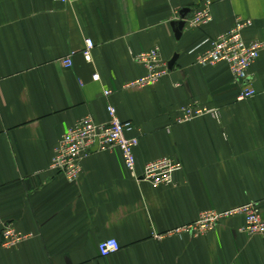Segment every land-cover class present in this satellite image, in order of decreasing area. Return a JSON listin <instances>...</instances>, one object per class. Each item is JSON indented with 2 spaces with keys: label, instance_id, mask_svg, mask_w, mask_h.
I'll return each mask as SVG.
<instances>
[{
  "label": "crops",
  "instance_id": "crops-1",
  "mask_svg": "<svg viewBox=\"0 0 264 264\" xmlns=\"http://www.w3.org/2000/svg\"><path fill=\"white\" fill-rule=\"evenodd\" d=\"M199 2L0 0V217L26 235L0 244V264H264V236L241 230L243 214L200 234L179 229L201 209L251 201L264 218V47L249 68L256 93L243 100L224 61H195L236 15L253 22L246 40L264 39V0H212L211 21L185 23L176 38L174 22ZM154 45L165 61L178 54L173 67L153 85L129 84L146 69L133 56ZM190 102L218 117L174 122ZM108 104L133 122L138 171L159 156L181 162L172 184L135 179L118 148L85 155L74 180L52 169L62 131L88 114L107 123ZM107 237L120 248L100 256Z\"/></svg>",
  "mask_w": 264,
  "mask_h": 264
},
{
  "label": "built area",
  "instance_id": "built-area-1",
  "mask_svg": "<svg viewBox=\"0 0 264 264\" xmlns=\"http://www.w3.org/2000/svg\"><path fill=\"white\" fill-rule=\"evenodd\" d=\"M212 0H200L197 8L193 13L185 18V23L191 27L202 26L209 20L211 21L212 11L210 10ZM253 22L251 18L237 16L235 17L234 26L226 31L210 37H205L201 43H206V48L201 53L196 54L195 61L198 65L206 66L209 63L214 64L224 61L228 65V70L239 82V93L236 99L243 100L251 97L256 90L249 83L250 65L258 58L264 47V39L246 40L243 36V30ZM85 45L81 49V54L85 59H90V51L94 42L91 38L85 37ZM71 52L60 58L63 66L69 67L72 64ZM157 45L147 50H141L133 56L136 62L142 63L145 73L141 76L129 81L135 86H150L159 81L166 75L169 70L167 61L163 60ZM104 94H109L110 90H103ZM110 119L107 123H99L94 120L91 114L80 117L73 124L62 131L59 141L53 148L49 165L57 173L64 175L68 180H74L82 167V158L90 154V152L99 151L110 148H118L121 152V159L125 165V169L135 179L148 180L153 185H170L173 183L175 172L181 168V162L174 157L162 156L153 160L145 161L140 170H137L135 158V147L138 144V136L127 135L130 129H133V122L122 120L118 117L117 109L112 105H107ZM205 114L218 117V108L214 106H204L199 102L184 103L179 106L177 113L173 117L176 123L189 121L197 116ZM243 214L244 221L241 230L247 234H256L264 236V218L259 211L257 202L251 201L241 203L240 205L218 211L217 209H201L197 218L189 221L179 229L181 231H190L192 234H200L215 229V225L229 215ZM13 222L0 217V236H2L0 244L3 246H11L23 240L26 235L15 230ZM98 252L100 256H106L108 253L116 251L120 248L117 240L107 237L98 242Z\"/></svg>",
  "mask_w": 264,
  "mask_h": 264
},
{
  "label": "water",
  "instance_id": "water-1",
  "mask_svg": "<svg viewBox=\"0 0 264 264\" xmlns=\"http://www.w3.org/2000/svg\"><path fill=\"white\" fill-rule=\"evenodd\" d=\"M183 11H184V13L183 12L180 13V19L174 22V25H175L174 35H175L176 38H179L181 29H182V27L185 26V16H186L187 10L184 9ZM177 55L178 54H175V55H173L172 57H170L168 59L167 66H169L171 68L173 67L172 65H173V62L176 59Z\"/></svg>",
  "mask_w": 264,
  "mask_h": 264
}]
</instances>
